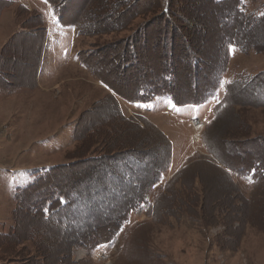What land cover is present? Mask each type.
I'll return each mask as SVG.
<instances>
[{
    "label": "rangeland",
    "instance_id": "obj_1",
    "mask_svg": "<svg viewBox=\"0 0 264 264\" xmlns=\"http://www.w3.org/2000/svg\"><path fill=\"white\" fill-rule=\"evenodd\" d=\"M34 1L0 29V264H264V0Z\"/></svg>",
    "mask_w": 264,
    "mask_h": 264
},
{
    "label": "crops",
    "instance_id": "obj_2",
    "mask_svg": "<svg viewBox=\"0 0 264 264\" xmlns=\"http://www.w3.org/2000/svg\"><path fill=\"white\" fill-rule=\"evenodd\" d=\"M27 1V0H26ZM29 1H32L33 3L35 2V3H37L36 1H34V0H29ZM41 1H43L44 2V0H41ZM4 3V6H3V8L1 9V13H0V29H1V23H2V21H3V17H4V14H5V12H6V10H8V9H11V2H10V0H1L0 1V3ZM40 4V3H39ZM25 5V7H27L28 5L27 4H24ZM40 7V6H39ZM38 7V5L36 6V8H39ZM46 9H47V11L49 12V5H48V3L46 4ZM28 8H30V9H32V6H28ZM39 10H40V8H39ZM41 11V10H40ZM42 12V11H41ZM43 13V12H42ZM15 26V25H14ZM3 29V28H2ZM13 34V29H11V31L9 32V34L7 35V37H5L4 39H3V41H2V45H1V47H0V54H1V52H2V48H3V45L4 44H6V42L8 41V39L11 37V35Z\"/></svg>",
    "mask_w": 264,
    "mask_h": 264
},
{
    "label": "built area",
    "instance_id": "obj_3",
    "mask_svg": "<svg viewBox=\"0 0 264 264\" xmlns=\"http://www.w3.org/2000/svg\"><path fill=\"white\" fill-rule=\"evenodd\" d=\"M195 125L197 126V128H200V124H198V122H195Z\"/></svg>",
    "mask_w": 264,
    "mask_h": 264
},
{
    "label": "trees",
    "instance_id": "obj_4",
    "mask_svg": "<svg viewBox=\"0 0 264 264\" xmlns=\"http://www.w3.org/2000/svg\"><path fill=\"white\" fill-rule=\"evenodd\" d=\"M49 1H50L53 5H55L53 0H49Z\"/></svg>",
    "mask_w": 264,
    "mask_h": 264
}]
</instances>
